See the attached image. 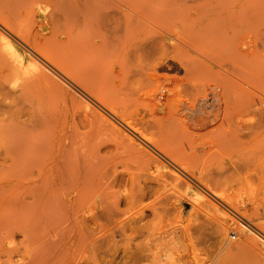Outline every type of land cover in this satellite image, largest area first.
I'll use <instances>...</instances> for the list:
<instances>
[{
	"label": "rangeland",
	"instance_id": "1",
	"mask_svg": "<svg viewBox=\"0 0 264 264\" xmlns=\"http://www.w3.org/2000/svg\"><path fill=\"white\" fill-rule=\"evenodd\" d=\"M104 1L105 3L112 1L110 4L106 3L107 8L109 7L107 5H111L113 2L114 5H112L114 7L116 5L118 9L122 7V4H124L122 0H117V2L116 0ZM179 1L156 0L153 3V7L155 8L152 10H154V12L152 10L150 11H152L151 13L155 14V12L158 13L160 9L168 5L171 7L175 6L176 9H179V7H181V9L183 8V14L186 15L187 13L190 14L194 12H208L209 14L205 13L207 18L205 17L201 20H198L201 23L204 22L203 24H207L209 23L208 21L211 22L210 19L212 18V20H214L213 22L219 20L215 16L220 12L221 8L219 7H221V3L225 5L227 0H181L180 2L183 1V4H180ZM184 1H187L186 4H184ZM207 1L212 5L215 2H218L215 3L214 6L218 5L219 3L220 5H218L219 7L213 6L211 8V5H209ZM234 1L233 3L231 0L233 4L232 6L223 5L224 7L222 6V9L227 8L229 10L232 8L238 10V8H240L239 6L241 5L243 7L246 5V1L248 0ZM257 1L255 0L254 2ZM259 1V8H264V4H262L261 7V3H264L262 2L264 0ZM228 2L226 4H228ZM105 3L103 2L104 5ZM248 3L249 2H247V4ZM38 4L39 3L37 2L31 4V10L35 12L34 15L42 12L41 10L43 9L46 15L47 13L49 15V11L51 13L50 8L47 9V7H44L42 4H39L41 7L39 8ZM101 4L102 3L98 5V9H101L100 6H103ZM155 4L158 5V8ZM163 4L165 5L163 6ZM249 4H253V2ZM204 5H207V10H203L205 7ZM113 6H111L113 9L104 11L106 10L104 8L103 11H98V20L95 17L96 15L92 14V18H90L91 21L88 19V22H86L87 28L89 26L90 30L98 32V42H102V37L106 40H111L113 37V29L115 27L114 24L116 22L121 23L125 19V17L122 18L123 15L120 12V9L118 10ZM242 7L240 9H242ZM167 8L169 7H166L161 11L163 12V10H165V13L171 9H174L175 13L179 12L178 10H175V8H171L170 10ZM199 8H201V10ZM185 9L188 10V12L186 11L185 13ZM28 10L29 12H32L30 8H28ZM214 10L215 13L213 12ZM262 11H264V9H262ZM114 13L117 15L115 16ZM32 14L33 13L30 15ZM53 14L55 15V13H51L49 15L51 16L49 20L52 19L49 22H52L51 24H53L55 20V24H58L56 23V16ZM151 16L153 17L152 14ZM113 17L116 18L114 19L115 23H113ZM152 17H149L150 20ZM155 17L161 19V21H164V18L162 19V17ZM214 17L216 18V21ZM157 18H155L156 21L158 20ZM177 19L182 21L181 18ZM31 20L30 22L26 21V23L28 22L27 24L30 26H32L31 22L33 21ZM155 20L152 18L153 22H156ZM152 21L148 20V26H151L150 30L147 31L148 33L153 30V28H155L156 31L159 30V32H161V28H164L163 26H166V23L169 24L168 22H170H166L165 19L164 25L163 23H161L162 25H157L159 28L158 29L156 27V23L152 25ZM178 21H175V26L177 29L179 28L180 32L184 29L183 32H186L185 35L189 34L188 30L189 32H192L195 29L193 34L197 33L198 30L196 31V29H199V26L202 25L200 23L193 24L190 25V27L193 28H189V26L187 27L184 24L187 22L186 20L183 22V24H181L182 22ZM262 21H264V16H262ZM90 22L92 23L94 30L90 25H87V23L90 24ZM181 26L183 27L181 28ZM155 29L151 32H156ZM17 35L15 36L12 34V32L0 24V44L5 40L3 37H6L7 39L10 38V44L8 46L5 44L1 45L6 48L1 47L0 50L2 53L0 51V54H4V59L6 57V59L11 61L14 65L8 68L9 70L6 71V73L8 72L10 74L9 71H12L11 68H13L14 72L12 71L11 73L14 74L11 75L14 77V79L8 74L9 81H6V84H3L2 81H0V83H2L0 84V126L2 127L3 124L4 127V124L6 126L7 123V125L13 123V128L23 129L24 131L22 133H27L31 138V136L33 137V135L36 136L38 134L37 128L40 125V119L45 117L46 120L48 119L50 123H53L51 124L54 126L55 130L63 129V131H67V133H70V135L76 133L75 135L78 134L82 137L85 136V139L87 140L89 139L87 143H89L88 146L90 144L91 145L89 146L90 148L87 146L88 151L93 150V153L97 154L95 161L98 160L99 163L101 162L102 166L100 165V170L98 169V193L89 192L77 200L70 198L74 211L69 210L67 212H60L59 210H50L46 212V214L45 211L41 212L40 214L38 211H30V213L24 210H18L16 205L20 202V200L26 202L29 206H32L33 209L36 205L44 204L43 206H47L46 204L48 202L43 201L41 203H36L31 197L25 195L28 189L31 190L32 182L36 177V173L34 170L29 171L28 169L24 168V166L22 167L23 164L20 163V160L18 163H16L18 161L17 159L14 162L16 154L13 153L14 151L12 152L11 144L16 143L17 140L13 141L11 138L13 136L8 137L10 136V133L9 135L4 134L6 132H2L0 127V264H6V260L10 255V257L13 259L19 258V256L22 258L25 257L24 259H26L27 252H29L28 255H30V257L40 253L39 241L41 240H39V238L42 235V231L41 233L40 231H38V233L35 232L37 233V236L40 234L39 238L36 236L37 240L30 239L32 243L35 242L37 245L35 243L31 245L32 243H30V247H28V249H24L26 237L24 239V234H22V232L19 230H30L27 226L33 225L36 223V221L42 219L45 222L47 221V224L49 222L48 226L37 228L35 230H44L43 233L46 235L52 236L54 233V236H57L58 239H61L64 230H70L68 232V234L71 236L70 240L65 241L64 244L59 247L60 250L58 251V253L63 254L65 260L58 264L264 263V251H262L264 250L262 249V247H264V231L262 230L264 229L261 230V225H258L261 226L260 229L255 225H264V206H262L264 205V198H260L261 196L264 197V195H262L264 194V191H262V189H264L262 188L264 187V183H262L264 182V180H262V176H264V174L258 170L256 173L253 172L254 170H251L253 160L252 163L251 160L248 162L251 163V167L248 163L244 164V166L242 164L250 158L252 159V157H255L256 159L257 157L254 151L256 148L261 146H255L256 148H254L255 144L253 146H248L251 151L249 153L251 154V157L249 155H247L249 157L243 155L246 152L248 153L249 148L246 146L247 144L244 145L246 146V150L248 148L247 151H245L244 146H240V149L237 147L239 152L243 150V154H237L238 151H236V148H234L235 151L231 150L233 156H236L237 154L238 157L239 155L238 158L236 157L237 159H240V156L241 159L242 157L248 158L246 160L243 158L242 161L245 160L243 162L240 160V162H238L237 159L233 160V158L231 161L230 158L232 155L229 151H223L222 153L227 154H221L220 151L215 153L216 150H212L211 153L215 155V159L212 160L211 165L208 164V166H205L207 163L205 164L204 161H202V163L200 161V164L196 163L197 165H192L197 166V172L196 170L191 169H195L194 167H191V165L190 168L187 163L184 164L185 161L182 159L175 157L179 160H177L178 162H174L176 159L173 161L172 158H169L171 157L169 156L170 153L168 154L166 151H164V148L161 147L162 145H158L157 138H151V136L155 134V129L153 131V128H151V126H153V117H149L148 115L151 114L149 111L153 105L151 101H153V99L159 98L160 95L158 96V94H160V92L158 91H161L159 81H157L158 84H156L157 82L154 84L157 85L155 90H152L155 86L153 85L154 87H151L153 83H150L155 82V79L152 80L153 78L150 77L149 73L146 72L149 71L148 68L150 63L148 62H150V57L151 59L153 58V53L148 51H146L147 53L145 51H141L142 53L137 51L135 53V47L132 48L134 41L128 43L129 45L126 44V52L122 58L123 62L125 61V63L123 66H121L123 69L118 66L119 64L114 59V61L111 60L108 63L111 69L115 68L114 70L117 72H119L121 69V72L116 75L117 79L108 84V89L105 87L107 91L105 88L101 89V91H96L95 89H93L94 91H91L92 88L90 85L86 86L87 89L83 88L85 86L84 84L80 83V86L79 80L77 78L71 74H68L70 76L67 77V72L64 74L62 70L59 69L60 67L45 61L38 53H34V50L27 43L24 44L23 40H21L22 36L19 37L20 35ZM153 36L154 34L148 38L146 34L145 41L154 39L155 36L158 37L159 35L157 34L154 37ZM189 36L192 35L189 34ZM2 38L4 40H2ZM197 40L194 42V44L196 43L195 46L197 47V52L198 47L200 48L199 52L202 50V53L203 51H205L204 53H207L211 50L209 47H207L208 50L205 48L206 43L208 42L207 39L206 43L202 42L201 39L198 44ZM142 42H144V40ZM136 43L139 44L140 42L138 43V41H136ZM199 43L201 44L199 45ZM208 45L209 43L207 46ZM9 46L10 50L7 51V47ZM5 50L7 51L6 53ZM10 51L13 55L10 53ZM8 52L13 56L12 58L16 60V63L12 58L7 57L10 56ZM212 52L214 53V51ZM192 55L198 56L196 53H192ZM3 56L0 55V58H3ZM16 58L19 59L17 60ZM145 58H147V61L145 60L144 62ZM17 61L20 63L17 64ZM146 63L148 66H146ZM140 64L143 66H140ZM144 64H146L145 67L147 70L145 69ZM215 69L218 70L216 67ZM143 71L147 73L144 74L145 76L143 75ZM160 73H165L171 76L174 74V76L178 77L182 75L181 72H178L177 74L175 72L172 73L168 71ZM118 76H121V78L118 79ZM70 77H73V79ZM77 81L78 84L76 83ZM119 85L122 86V88L118 87ZM147 87L150 89V91ZM115 88L118 90V92H116L117 90ZM126 88L129 91H127ZM142 88L143 91L145 89L144 92L141 90ZM123 90H126L127 93H125ZM121 91L123 94L125 93V96L122 97V93L120 94L121 96L119 95ZM179 91L181 92L180 95L179 93L177 94V91L174 92L176 95H174L175 99H172L174 98L172 95L173 97H171V100H174V102L171 101L172 104L176 103L175 101L178 99V97L183 98L184 90L180 87L178 92ZM114 93H117V95ZM111 95H113V98L114 96L115 98L120 96L121 99L127 96V98H124L125 100L120 99L121 102L120 100L117 102V100L115 101L114 99V102L111 100ZM134 97H137L138 100ZM142 100H144V102L146 101L147 103H143ZM156 102L158 101L154 100L153 103ZM101 103H105V105H102ZM132 103H134V105H132ZM140 103L146 104L147 106ZM121 108L124 110L123 113ZM163 112V110L159 111L158 116H161ZM130 116L131 118H129ZM31 119L34 120V127L29 122ZM132 120L134 123H136L134 124ZM147 120L151 121H149V126L151 125L150 129H148L149 126ZM136 124H138V126ZM59 125L60 129H58ZM145 126H148V131L145 129ZM149 130H152L150 132L154 133L151 134ZM141 135H144V137L148 136V141L149 138H151L150 140L155 139V141H153L157 144L151 143L150 146L146 137L144 138L146 139L145 142L141 139L143 138ZM5 138H7V140ZM8 138H11L10 143L8 142ZM7 143L8 145L10 144L11 149L7 148ZM152 144L160 146V150H158V147L155 148L152 146ZM161 148L163 149V152ZM251 149H254L253 152L255 156H252L253 154ZM259 149L261 148H258L256 152H258ZM260 151L262 152V150H259V152ZM259 152L257 153V155H259L257 159H259L261 156L260 154H262ZM9 154H11V156ZM228 154H230L231 157ZM180 160L182 162L184 161L183 166H181ZM258 161L259 160H256V165L258 164ZM203 162L205 164V168H203ZM239 163L242 165L238 166L240 165ZM186 164L188 165L187 168L185 166ZM246 166L250 167V169L245 170L246 172L250 170L247 173L244 171ZM239 167L241 168L239 169ZM22 168H24V170ZM199 170L201 172H206L205 174L202 172L201 176H199ZM207 171H209V175L212 173V178L214 177V179L211 178V175L210 177L207 175ZM18 172H21V175L18 174ZM203 175L208 177L203 180ZM196 176H198L197 178L200 177L203 182H201L200 179H197ZM244 177L246 178L244 179ZM248 186H250V188ZM7 205L10 206V208ZM253 209L258 211V214H254L258 215L259 217H254L255 215L252 214ZM44 218L48 220H45ZM39 222L42 223L43 221ZM35 233L32 235L33 239H35L33 237L36 235ZM54 236H52V238ZM246 237H250V246H243L240 243ZM25 245L29 246V244ZM22 255H24V257ZM27 260L29 259H26L25 261Z\"/></svg>",
	"mask_w": 264,
	"mask_h": 264
},
{
	"label": "bare ground",
	"instance_id": "2",
	"mask_svg": "<svg viewBox=\"0 0 264 264\" xmlns=\"http://www.w3.org/2000/svg\"><path fill=\"white\" fill-rule=\"evenodd\" d=\"M98 1L100 0H0V24L4 28L12 32V34H14L15 36L17 34L20 35L19 37L22 36L21 37L22 39L21 38L20 39L23 40L24 44L27 43L34 50L33 52L38 53L45 61L60 67L59 69H61L64 74H66L67 72L66 74L67 77L70 76L68 74H71L72 76L77 78L79 80L80 86L81 84H84L85 86L82 87L86 88L87 85L88 86L90 85V87L92 88L91 91H94L93 89H95L96 91L98 90L101 91V89L105 87L108 89L109 87L108 84L110 82H113V80L117 79L116 75L119 72H121V69H123V67L121 66H123V64L125 63V61L123 62L122 58L124 56V53L126 52V44L134 41V45L132 44V48L135 47L134 49L135 53L137 51H139V53H142L143 51L145 52L148 51L150 53H153L152 56L153 58L151 59L150 57L149 60L150 62H148L150 63L148 68L150 72L149 71L146 72L149 73V76L153 78L152 80L155 79V82H151L150 80H148L149 82H151L150 84L153 83L151 87L155 86L152 90H155L157 85L154 84L157 81H159V85L161 86L160 87L161 91H158L160 92V94H158V96L160 95V97L157 99H153V101H151L153 104L152 108L149 111L151 112V114L150 113H149L150 115H148L147 113L146 114L149 117L151 116L153 117L152 118L153 124L152 123L151 124L154 127L151 125L150 126L151 128H153L152 129L153 131L155 129L154 131L155 134L151 136V138L152 137H155V139L157 138L158 145L160 146L162 145L161 147L164 148V151H166L168 154L170 153L169 156L171 157L169 158H172L173 161L176 159L174 162H178L177 160L182 159L185 161V162L183 161L184 164L187 163L189 167L191 165V167L195 168L193 169L190 167L192 170H196L197 166H192V165H197L200 161L201 163L202 161H204L205 164L207 163L205 165L203 162V168H205L204 165L208 166V164L210 165L212 164V160L215 159L214 157L215 155L211 153L212 150H216L217 152L215 151V153H218L220 151L221 154H227L222 152L229 151L232 155L231 150L235 151L234 148L237 149L238 147L240 149V146H244L247 144L246 146L248 147L249 145L253 146L255 144L254 148L261 146L258 147L261 148L259 150H262V152L260 151L262 154H260L261 156L259 157V159H257L259 156L257 155L259 150L258 152H256L258 148H256L255 151L254 149L253 150L251 149L253 154L252 156H255L254 155L255 152L257 158L255 159V157H252V159L250 158L245 163L243 161H245L248 158L242 157V159L245 158V160L242 161L240 156V159H237L239 157V155L237 157V154L239 153L243 154L242 153L243 150L239 152L238 151L239 149H237L236 151H238V153L236 154V156L232 155L231 157L230 154L228 155H230L231 158L230 157L229 158L231 161L232 158L233 160L237 159L238 162L242 161L243 166L244 164L250 162V160L252 163L253 160L252 167H251V163H248L250 164L251 170L252 171L254 170L253 171L254 173H256V171L258 170L259 172H262V174H264V27H262L264 26V21H262V16H264L262 15L264 14L262 13L264 12L262 11V9L264 8L262 9L259 8L260 6L258 5L260 4L258 2L260 1L256 0L257 2H254L255 0L254 1L248 0L246 1V5H244L243 7L241 5L239 6L240 8L242 7V9L238 8L237 10L231 8L228 10L227 8L225 9L222 8L228 5L232 6L233 5L232 2L234 0H232V2L231 0L230 1L225 0L226 3L229 1L228 4L224 2L225 5L223 3H221L222 5H220L219 3L218 5H220L221 7L216 5L217 7L221 8L220 12L218 11L219 9L217 10L219 13L217 12L218 14L215 16L219 20L217 19L218 21H216V18L214 17L217 23L213 22L214 20H212L213 18L211 17L212 18L210 19L211 22L208 21L209 23L203 24L204 22L201 23L198 20L205 18L206 12H199V13L194 12L190 14L187 13L186 15L183 14L184 13L182 11L183 8L181 9V7H179V9H176L175 6L171 7L166 5V7H169L167 9L170 10L171 8H175V10H178L179 12L175 13L174 9H171L170 11L164 13L165 10H163V12L161 11L162 9L166 8L164 7L160 9L158 13L155 12L156 14L155 15L151 12L152 11L154 12V10L152 9L155 8L153 7L154 5L153 3L156 0H122L124 4H122V7L120 6L121 8L119 9L123 15L122 18L125 17V19L124 21L121 22L122 24L118 22L115 23L114 19L116 18L114 17L117 14L115 15L114 13L115 16L112 18L113 23H115L114 24L115 27L113 29V37L111 38V40H106L102 37V42H98V32L97 31L94 32L90 30L89 26L88 29L86 27V22H88V19L90 20V18H92V14L96 15L95 17L98 20L97 18L98 11L100 10L103 11L104 8L106 9L104 11L113 9L111 8V6L114 5V2L112 3L113 5L112 4L107 5L110 7L107 8L106 3L110 4L112 1L106 3L104 0H101L100 2ZM102 1L105 3V5L103 4ZM180 1L179 3L181 4L183 1L182 2ZM35 2L42 4L44 7H47V9L50 8L51 13H55V15L54 14L53 15L56 16L55 17L56 23L58 24H55V20L53 24H51L52 22H49L52 20V19L49 20L51 17L49 16L51 14L50 11H49V15L48 13L46 15L44 9L43 10L40 9L42 12H39L36 15H34L35 12L31 10L32 9L31 4ZM184 2H185L184 4H186L187 1ZM247 2L249 3L253 2V4H249V3L247 4ZM98 3L99 4L102 3L101 5L103 6H100L101 9L100 8L98 9V5H99ZM207 3L209 4L208 1ZM214 4L213 5L209 4V5H211L212 8ZM262 4L264 3H261V7ZM164 5L165 4H163V6ZM115 7L116 9H118L116 5ZM156 7L158 8V5H156ZM28 8H30L32 12H29ZM39 8L41 7L39 6ZM199 9L201 10V8ZM207 9L208 7L206 5L203 8V10H207ZM186 11L188 12V10L185 9V13ZM213 12L215 13V10ZM31 13L33 14L30 15ZM151 14L153 15V17L151 16ZM206 14L209 13L207 12ZM155 16L162 17V19L164 18V21L166 19V22L168 21L170 22H168L169 24L165 22L166 23L165 26L164 21H161V19H158ZM30 17L32 18L33 21L31 20ZM149 17H152L153 20H155V18H157L158 20L157 21L155 20L156 22H153L152 18L150 20ZM177 18H181L182 21H180ZM30 20L32 21L31 22L32 26L27 24L28 22H30ZM148 20L153 22L152 25L156 23V27L157 25L159 24L162 25L161 23H163L164 28H161V32H159V30L156 31V29L153 28V30L155 29L156 32H151L153 31L151 30L148 33L147 31L150 30L151 27L148 26L149 24ZM185 20L187 22H185L184 24L187 27L189 26V28H193L190 27V25L193 24L200 23L202 25L199 26V29H196V31L198 30L197 33L193 34V31H195V29L193 31L191 29L192 32H189L188 30V33L192 36H189V34L185 35L186 32H183L184 29L180 32L179 28L177 29L175 26L176 24L175 21L182 22L181 24H183ZM26 21L28 22L26 23ZM87 25H90L92 27L91 22L90 24L87 23ZM182 27L183 26H181V28ZM152 33L154 34V36L158 34L159 38L155 36V38L158 39L154 38L145 41L146 34L149 38V36L153 35ZM3 38L2 40H4L3 41L4 43L2 42L3 44L2 43L0 44V48L1 47L6 48L1 45L5 44L8 46L10 44V40H9L10 38L9 39H7L6 37ZM201 39L202 42L205 43L208 40L205 48L207 47L211 48V50L214 51V53L211 50L208 52L206 51L207 53H204L205 51H203L202 53V50L201 52H199L200 51L199 47H198L199 53L197 52V47L195 46L196 43L194 44V42L197 40V44H198V42H200ZM135 40L138 41V43L139 42L140 43L137 44ZM143 40L144 42H142ZM208 43L209 45L207 46ZM200 44L201 43H199V45ZM7 48H8L7 51H9L10 46ZM7 51L5 50V53ZM192 53H196L199 57L192 55ZM11 54L10 56L7 57L12 58L13 54L12 55ZM0 55L3 56L4 54H0ZM1 58H0V81H2L3 84L4 83L6 84L7 83L6 81H9V77H8L9 73L8 72L6 73V71L9 70L8 68L14 65L12 64L11 61H8L6 57H5L6 60L4 59V56L2 59ZM12 59L16 63V60L14 58ZM113 59L116 60V62L119 65L117 63L115 64L121 67V69L119 68L120 69L119 72L114 70L115 68L111 69L110 65H108L109 61ZM145 60L147 61V58L144 59V62ZM19 63L20 62H18L17 64ZM146 64H144V67ZM140 66L143 65L140 64ZM146 66H148V64ZM215 67L218 70H216ZM11 70L14 72L13 68H11ZM12 71H9L10 72L9 75L14 74L11 73ZM164 71H168L172 73L175 72L176 74L178 72H181L182 75L181 76L179 75L180 77H178V76H174V74H172L171 76L165 73H160ZM143 72H142L143 75L147 74L145 73V71ZM11 77L13 76L11 75ZM70 78L73 79V77ZM120 78L121 76L120 77L118 76V79ZM76 83L78 84V81ZM156 84H158V82ZM120 85L118 87L122 88V86ZM180 87L184 90L183 98H179V97L178 99L176 98L177 99L175 101L176 103L172 104L171 101L174 102V100H171V97L175 95L174 92L176 91L177 94L179 93L180 95L181 92L180 91L178 92ZM143 88L141 89L142 91ZM126 90L123 91L127 93ZM116 92H118V90ZM121 93L122 91L119 93V95ZM125 93L124 94L122 93L123 94L122 97L125 96ZM114 94L117 95V93ZM112 96L113 95H111V97ZM120 96L118 97L116 96L117 98H115L114 96V98L112 97L111 100L114 101L115 99V101L117 100L118 102V100L121 99ZM175 96L172 99H175ZM124 98H127V96ZM135 99L138 100L137 97ZM154 100L158 102L153 103ZM142 101L143 103L146 102V101L144 102V100ZM134 103H132V105H134ZM103 104L105 105V103ZM143 105L147 106L146 104ZM121 110L123 113L124 111L123 108H121ZM162 110L164 111L163 114L161 116H158L159 111ZM131 116L129 118H131ZM40 120L41 121L39 127L38 128L36 127L38 134L36 136L33 135V137L31 136V138L28 136L27 133L25 134L22 133L24 131L23 129L13 128L12 127L13 123L11 122H10L11 124L9 125H7L8 124L7 123L6 126L4 124V127L3 124L2 127L0 126L2 132L3 131L6 132L4 134L9 135L10 133V136L8 137L13 136L11 137L12 140L13 141L17 140L16 143L11 144L12 149L10 148V144L8 145L7 143L9 147L6 145L7 148H10L12 152L14 151L13 153L16 154L14 162L16 161V159L18 160L16 163H18L20 160L21 161L20 163L23 164L22 167L24 166V168L28 169L29 171L34 170V172L36 173V177L32 182L31 190L28 189L25 195L31 197L33 201L36 203L37 202L41 203L43 201L48 202L46 204L47 206H43L44 204L36 205L34 206L33 209L32 206H29L26 202L20 200V202L16 205V208L18 210L20 209L26 212L38 211L40 214L41 212L44 211L46 214V212L50 210L52 211L59 210L60 212L62 211L67 212L69 210L74 209L72 208L71 205L72 202L70 198H74V200H77L83 197L84 195H86V193L89 192L98 193L99 181L97 177H99L98 171L100 170L99 167L102 163L101 162L99 163L98 160L95 161V159L97 158L96 157L97 154L93 153V150L88 151V147L91 144L88 146L89 143H87V141L89 139L88 140L85 139V136L82 137L79 136L78 134L75 135L76 133L70 135V133L68 134L67 131L65 132L63 131V129L55 130L54 126L52 125L53 123L51 122L52 123L51 124L48 121V119L47 120L45 119V117L41 118ZM149 121H148V126H149ZM29 122L34 127V120L31 119L29 120ZM138 124L136 125L138 126ZM150 126L148 127V129H150ZM147 127L145 126L146 130ZM58 129H60V125ZM152 130H149V132ZM142 137H143L141 138L142 140L146 142L147 139L148 141L147 138L148 136L147 137L145 136L146 139H144L145 138L144 135ZM11 138L10 139L8 138L9 143L11 141ZM151 138H149L148 141L149 143L147 142L148 144H150V146L151 143H156L154 142L155 139H153L154 140L153 141L150 140ZM5 139L7 140V138ZM156 144L154 145L152 144V146H154L155 148L158 147L159 149L158 148L157 149L160 150V146L158 145L156 146ZM246 146H244V148ZM247 150L245 148V151ZM250 152L251 151L249 148L248 153L246 152L243 155L250 156L251 155L249 154ZM91 153H93L94 156L93 154L90 155ZM9 155L11 156V154ZM207 160H209L210 162ZM256 160H259L257 165L255 164ZM183 162L181 161L180 163L181 166L184 165ZM187 164L185 165L186 168L188 167ZM242 164L238 166H241ZM250 167L246 166V168L245 167L242 168H245L244 169L245 171L247 169H250ZM24 168L22 169L24 170ZM240 168L241 167H239V169ZM200 172L198 173L200 174L199 176H201L202 172L203 174H205L206 171H202L201 173ZM208 172L209 171H207V173ZM20 173L18 172V174ZM207 175H209V173ZM210 175L212 178V173ZM197 177L198 176H196V178ZM207 177L204 176L202 179L204 180ZM245 178L246 177H244V179ZM197 179H200V177ZM212 179H214V177ZM203 180H201V182H203ZM262 180H264V176H262ZM248 187L250 188V186ZM262 191H264V189H262ZM260 198L262 199L264 197L261 196ZM8 207L10 208V206ZM252 212L253 215L258 214L257 210L253 209ZM254 217H259V216L255 215ZM39 221H43V222L40 223ZM46 222L43 219L38 220L36 221V223L34 222L35 224L27 226L28 229L30 230H19L22 232V234H24L23 235L24 239L26 237L24 243L25 246L24 249H28V247H30V243H32L31 240H37L36 236L38 231H40V233L42 231V235L40 236V238H39L40 234L37 236L39 240H41L39 241L40 253L38 255L30 257V255H28L29 252H27L26 253L27 257L29 256L28 258L26 257V259H29L27 261H25L26 259H24L25 253L24 255H22L24 258L19 256V258L13 259L12 257H10L11 256L10 255L9 258H7L6 260L7 262L6 264H58L61 261L65 260L63 254L58 253V251L60 250L59 247H61V245L64 244L65 241L70 240L71 236L68 234L70 230H64L61 239L60 238L58 239L57 236H54V233L52 236H54L55 238L54 237L52 238V236L43 233L44 230H35L37 228L47 227L49 222L48 224ZM255 225L256 226L261 225L262 227H264V225L262 224H255ZM261 226H258V228L260 229ZM262 227L261 230L264 229ZM34 233L36 234L33 236L35 239L32 238V235ZM249 238L248 237L244 238L240 242L241 245L250 246L251 240L249 241ZM33 243L31 245H33ZM25 244H29V246H26ZM262 249H264V247H262Z\"/></svg>",
	"mask_w": 264,
	"mask_h": 264
}]
</instances>
